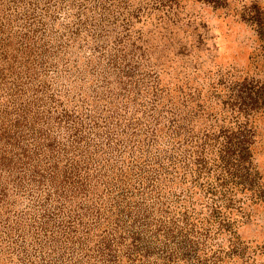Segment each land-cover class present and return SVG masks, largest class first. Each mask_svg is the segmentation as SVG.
I'll return each mask as SVG.
<instances>
[{"label":"rangeland","instance_id":"obj_1","mask_svg":"<svg viewBox=\"0 0 264 264\" xmlns=\"http://www.w3.org/2000/svg\"><path fill=\"white\" fill-rule=\"evenodd\" d=\"M264 0H0V264H264Z\"/></svg>","mask_w":264,"mask_h":264},{"label":"trees","instance_id":"obj_2","mask_svg":"<svg viewBox=\"0 0 264 264\" xmlns=\"http://www.w3.org/2000/svg\"><path fill=\"white\" fill-rule=\"evenodd\" d=\"M207 1H211V0H207ZM259 90L261 91V95H262L263 101H264V84L259 88Z\"/></svg>","mask_w":264,"mask_h":264}]
</instances>
